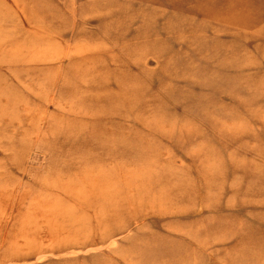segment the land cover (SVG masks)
I'll return each mask as SVG.
<instances>
[{"label": "rangeland", "instance_id": "374dc122", "mask_svg": "<svg viewBox=\"0 0 264 264\" xmlns=\"http://www.w3.org/2000/svg\"><path fill=\"white\" fill-rule=\"evenodd\" d=\"M0 264H264V0H0Z\"/></svg>", "mask_w": 264, "mask_h": 264}]
</instances>
